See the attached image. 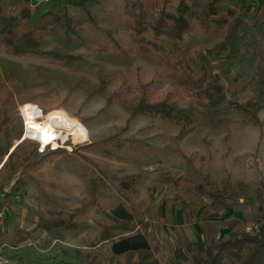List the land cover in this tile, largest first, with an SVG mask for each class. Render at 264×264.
I'll list each match as a JSON object with an SVG mask.
<instances>
[{
	"label": "rangeland",
	"instance_id": "obj_1",
	"mask_svg": "<svg viewBox=\"0 0 264 264\" xmlns=\"http://www.w3.org/2000/svg\"><path fill=\"white\" fill-rule=\"evenodd\" d=\"M81 1H31L40 13L63 11L66 7L82 22L80 38L72 43L56 34L37 50L41 54L82 55L84 62L72 68L39 52L14 54L4 43L0 23V90L12 86L10 114L23 133L25 121L27 138L22 141V133L14 141L16 169L4 170L9 181L5 185L8 196L0 195V244L8 245L6 256L25 264H73L93 250L100 232L96 223L108 224L99 210L76 217L85 224L84 230L59 233L39 226L41 217L49 211L74 210L88 199L80 174L81 157L120 177L142 175L135 180V192L129 193V199L122 194L121 185L114 182L110 190L100 191L99 204L108 212L123 207L136 222H149L148 240L152 247H158L161 264H177L175 251H186L192 243L177 227L181 222L216 220L203 239L208 245L225 239L217 227L231 226L233 234L239 235L262 229L264 194L259 196L257 191L264 186V107L255 119L252 105L264 103V73L250 56L253 47L264 42V15L257 6L241 11L239 0H221L217 14L210 18L211 25H219L217 21L228 18L230 11L245 25L237 44L218 56L222 35L206 33L201 27L208 0H188L194 29L184 42L183 53L197 75L203 70L216 75L226 96L217 106L208 107L169 80L154 57H124L100 50L95 41L99 29H106L113 31L125 48L136 51L121 23L138 17L137 10L126 7L123 0H84L77 5ZM10 2L0 0V7ZM170 8L174 10L175 4ZM38 16L14 28L29 31ZM143 84L149 85L153 101L171 95L177 102L178 115H188L195 129L184 135L177 120L132 116L128 107ZM27 103L37 105L45 114L55 109L66 111L88 128L89 139L54 141L51 145L57 150L40 152L38 141L27 136ZM231 103L247 105L251 112L233 108ZM2 119L0 105V122ZM107 139L133 142L127 143L121 154L108 155ZM199 145L206 150L205 156L190 154ZM202 157L208 167L202 166L194 173L199 196L176 189L173 181L180 175L190 178L189 170L195 169L194 163ZM11 248L18 249L17 253Z\"/></svg>",
	"mask_w": 264,
	"mask_h": 264
},
{
	"label": "trees",
	"instance_id": "obj_2",
	"mask_svg": "<svg viewBox=\"0 0 264 264\" xmlns=\"http://www.w3.org/2000/svg\"><path fill=\"white\" fill-rule=\"evenodd\" d=\"M123 1L126 7L138 11V17L126 18L121 23L122 30L127 33L136 51L134 52L131 47L125 48L115 38L113 31L99 29L95 42L101 51L111 50L116 55L124 57H131L132 54L152 56L162 65L165 76L182 87L198 103L213 107L225 100L224 87L220 84L218 77L207 70L197 75L183 53L184 42L194 29L193 11L188 0ZM220 2L221 0H208V12L205 15L204 24L201 25L206 33L222 35V41L217 47L218 56L226 54L232 46L237 44L240 31L245 25L242 18H234V11H230L228 18L219 19L217 21L219 25H211L210 18L217 14V6ZM262 2L263 0H257V7H260ZM83 3L84 0L77 5L80 6ZM173 4L175 8L171 10L170 6ZM251 6L249 0H239L241 11H248ZM0 12L2 13L0 23L4 43L14 54L38 53L37 50L45 40L56 34H61L66 42L72 43L80 38V28L83 26L82 22L77 20L65 7L63 11L44 12L32 24L29 31H24L19 27L14 28L16 24L30 21L32 13L29 0H11L9 5L0 7ZM41 55L46 58L52 57L71 68L85 60L79 54L60 55L44 52ZM250 56L258 70L264 73V42L257 43ZM148 88V84L141 85L135 102L129 105L132 116L143 115L167 122L177 120L182 124L181 133L184 135L195 129L188 115H178L177 102L172 100L171 95L153 101ZM13 97L12 86L0 90V105L3 108V119L0 122V163L8 156L7 162L0 170V191L7 179L3 170L16 169L14 164L16 153H10V149L14 141L23 133L22 129L14 125L10 114ZM231 106L240 111L251 112L247 105L231 103ZM263 107L264 103L252 105L255 109L253 113L255 119L256 114ZM257 122L258 119L255 120V123ZM131 142L133 140L116 142L114 139H107L109 147L106 153L108 155L121 154L125 150V145ZM79 168L88 199L75 210L48 212L40 222V227L59 233L84 230L85 224L79 223L76 217L96 209L104 214L108 224L96 223V228L100 232L98 241L93 245V250L84 253L81 260L73 264H161L157 255L158 247H152L148 240L149 222H136L123 207L108 212L99 204L100 191L110 190L114 182L121 185L124 190L122 194L129 199V193L135 192L133 188L135 180L142 175L133 174L120 177L119 173L101 169L96 162L86 157H81L79 160ZM173 182L176 189L184 194H191L195 197L200 194L198 182L188 177L180 175ZM257 193L262 196L264 186L258 189ZM175 260L177 264H264V227L258 232L246 231L240 235L233 234L225 240L210 245L199 237L197 241L187 245L186 251L182 248L177 249Z\"/></svg>",
	"mask_w": 264,
	"mask_h": 264
},
{
	"label": "bare ground",
	"instance_id": "obj_3",
	"mask_svg": "<svg viewBox=\"0 0 264 264\" xmlns=\"http://www.w3.org/2000/svg\"><path fill=\"white\" fill-rule=\"evenodd\" d=\"M41 116L40 108L37 105L26 104L27 136L38 141L42 148L57 140L66 142L70 137L76 142L89 139L88 128L64 110H52L43 114L44 121H37V118ZM25 139L27 138L25 137ZM52 146L54 149V145Z\"/></svg>",
	"mask_w": 264,
	"mask_h": 264
},
{
	"label": "crops",
	"instance_id": "obj_4",
	"mask_svg": "<svg viewBox=\"0 0 264 264\" xmlns=\"http://www.w3.org/2000/svg\"><path fill=\"white\" fill-rule=\"evenodd\" d=\"M31 1L32 0H29V3H30V8H31V13H32V17L36 14H38L39 16L36 18V20L46 11H43V12H38V9H37V6L35 4H31ZM257 10L262 14L264 15V0L261 4L260 7H257ZM31 17V19H32ZM35 20V21H36ZM34 21V22H35ZM33 22V23H34ZM32 23V24H33ZM200 147H196L195 149H193L194 151H191L190 154H194L195 157H201V156H205V154L207 153L206 150L201 146L199 145ZM14 152V149H13V146L12 148L10 149V153ZM8 160V156H6L4 158V160L0 163V170L3 168V166L5 165V163L7 162ZM195 161H198V160H195ZM204 167L205 169L208 167L207 163L204 162V158L202 157L201 159L199 158V163H194V167L195 169H192V170H189L191 172H189V177L194 180V181H198L197 178H195V175L194 173L196 174L195 170H197L198 168L201 169V167ZM4 171V170H3ZM192 173V174H191ZM6 177V175H4ZM7 179L5 180V182L3 183V189L0 191V195L2 196H8V193L6 191V188H5V185H6V182L9 181V177H6ZM19 179H17L18 181ZM16 181V183H17ZM8 184V183H7ZM207 207V204L205 205ZM78 209V208H77ZM75 210V209H74ZM50 212V211H49ZM47 215V214H46ZM46 215H43L41 217V221L42 219L46 216ZM40 221V222H41ZM216 220H212V219H192V220H189L187 222H181L177 225V227L180 228V231L182 234H185L187 235L188 239L191 241V242H195L198 240L199 237H201V239L203 240L205 238V235L207 233L206 230L209 231V228L210 226H212L211 224H213ZM150 224V223H149ZM151 225V224H150ZM40 226V224H39ZM218 228V233L219 235L221 236H224L225 239H227L228 237H230L231 235H233V232H232V227L231 226H228V227H217ZM47 231V230H46ZM149 232H150V228H149ZM229 233V234H228ZM224 239V240H225ZM18 263H22V262H17ZM25 264V263H23Z\"/></svg>",
	"mask_w": 264,
	"mask_h": 264
},
{
	"label": "built area",
	"instance_id": "obj_5",
	"mask_svg": "<svg viewBox=\"0 0 264 264\" xmlns=\"http://www.w3.org/2000/svg\"><path fill=\"white\" fill-rule=\"evenodd\" d=\"M249 2H250V4L254 7V6H257V0H249ZM40 111H41V117L40 118H37V121H41V119L43 118V114H45L44 112H43V110L42 109H40ZM26 123H25V121H24V133H23V136H22V138H21V140L23 141V140H26L25 139V133H26V125H25ZM30 140V139H29ZM59 141L60 140H57V142L59 143ZM36 142V141H35ZM38 143V145L40 146V148H39V150H40V152H45V150L48 148V149H51V150H53V151H55V150H57V149H53V146L52 145H47L46 147H44V148H42V145L39 143V142H37ZM2 213H0V221L2 220ZM7 248H9L8 247V245L7 244H0V264H17V261H15L14 259H12L11 257H9V256H6V252H7ZM11 250H14L16 253H17V250L18 249H15V248H11Z\"/></svg>",
	"mask_w": 264,
	"mask_h": 264
}]
</instances>
